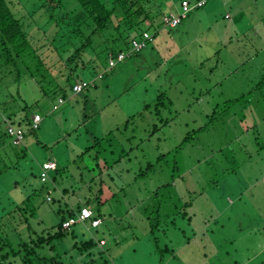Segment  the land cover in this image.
<instances>
[{"label": "rangeland", "instance_id": "1", "mask_svg": "<svg viewBox=\"0 0 264 264\" xmlns=\"http://www.w3.org/2000/svg\"><path fill=\"white\" fill-rule=\"evenodd\" d=\"M9 1L28 11L39 0ZM66 1V11L75 9L80 24L85 19L80 4ZM172 1L152 0L154 13L175 8ZM175 1L181 10L182 0ZM161 18L157 15L156 42L142 57L107 72L96 89L71 93L64 104L62 97L44 99L27 75L18 84L0 81V102L17 111L15 120L42 117L39 130L28 134L21 147L8 137L0 142V167L8 165L0 174V229L5 234L17 230L8 236L16 250L51 231L65 202L74 209L84 205L91 186V196L105 203L102 223L89 232L81 225L73 229L106 241L100 247L110 255L109 264H264V86H259L264 77V0H207L174 29L161 26ZM25 20L38 47L55 49L51 41L60 31L48 25L42 10L34 18L24 14ZM115 27L95 39L103 60L104 49L119 50L128 34L120 35ZM71 44L79 43L70 40L55 53L49 48L52 69L67 66L62 57L74 52ZM86 54L90 62L97 55ZM88 69L79 70L77 80H90L107 66L93 63ZM95 138L103 141L96 144ZM91 146L94 150L82 155ZM50 158L68 171L58 186L63 197L54 194L52 202L53 195L44 190L35 202L36 216L15 212L1 219L7 199L20 203L40 187L41 165ZM106 166L113 173L105 172ZM185 168L184 184L173 186L177 169ZM71 244L59 246L69 249Z\"/></svg>", "mask_w": 264, "mask_h": 264}, {"label": "trees", "instance_id": "2", "mask_svg": "<svg viewBox=\"0 0 264 264\" xmlns=\"http://www.w3.org/2000/svg\"><path fill=\"white\" fill-rule=\"evenodd\" d=\"M77 1L83 9L81 14L85 18L84 20H80L82 21L80 24L77 23V21H79V15L77 21L76 18H74V15L75 17L77 16V14H75V9L69 12L70 14L66 11L65 7L69 5L66 0H39L36 1V4H32V8L28 11L25 10L29 8H20L22 4L19 6L9 0H0V81L3 80L4 83H7L4 79H11L12 83L18 84L22 83L25 75H27L29 77L28 79L35 83L36 89L42 92L44 99L52 100L62 97L61 99L67 100L71 93L74 94L73 87L79 81L77 80L79 77V70L86 72L89 70L88 68L90 67V64L93 63H96L98 66H107L111 55L117 56L121 52H130L132 50V42L142 38L143 34L148 32L154 36V41L149 44L147 48L139 52H132V56L127 60L135 59L140 56L142 57L144 51L151 47L156 41L158 31H160V29H158L159 27H156L155 25V23H157V15L162 16L161 26H164L163 18L165 16L169 15V13L178 14L181 12V10L178 11V8L175 7L169 10L164 9L163 13H154V2H152V0ZM183 1L184 0H182V2ZM172 3L176 6L175 0H173ZM15 6H17L18 9L15 8ZM41 10L48 18V25L50 27H54L56 31L59 29L60 32L57 31L58 33L56 35L61 33L60 39L54 35L51 42L55 43L56 47L55 49H51V47H49L51 51L53 50L54 53L58 52L57 49L59 50L62 47L64 48V46L66 47L70 40L77 41V43H79L78 45L71 44L75 50L67 59L62 57L64 61L67 62V66L60 68L58 71L52 69L51 65L48 63L50 56H48L47 51H49V48L37 46L35 36L28 32L25 25L26 20L23 21L24 14L26 16L31 14L32 18H34ZM120 15L125 16V20L123 22L119 17ZM112 25L114 27L116 25L115 28L119 31L120 35H123V32L128 34L123 41V44L119 46V50L116 48H110V46H107L104 49L103 53L105 54V59L103 60V58L101 59V55H98L96 52L95 47L98 45L95 39L104 35L105 32L112 27ZM42 36H44V34ZM65 51L68 50L66 49ZM86 53H89L90 56L93 53L97 54L96 57L92 59L93 62H90V59L88 61L84 59V57L87 56ZM107 72L111 71H106L104 78L106 77ZM99 74L100 73L90 80L96 79ZM12 83H8L7 86L9 87ZM259 86H264V77ZM84 92L76 95H83ZM17 94L20 95V89ZM0 108H3V110L1 109L0 111V142L3 137L9 138L6 127L7 123L19 127H27V125H29L32 121H30L29 116L26 115L19 123H16L14 117L17 115V111L14 112L9 109L10 105L6 102H0ZM28 108L29 106L25 102L24 109L29 113ZM2 115L4 117L6 116L7 120H4ZM3 126L6 128L2 131ZM36 131L37 130L31 131L28 134H34ZM95 139L96 144L97 142L100 144L103 141V138ZM38 144L41 145L40 142H38ZM93 150L94 147L91 146L87 148L82 155H88ZM97 158L98 157H96V159ZM48 161L50 160H47L46 162ZM5 168H8L7 164L4 168L0 167V174L3 173ZM67 173V169H63L58 166L57 170L52 174L50 180L43 182L39 177L41 181L40 187L34 189L32 194L28 195L22 202L17 203L11 199H7L1 219L13 216L15 212H21L22 216H24L23 213L25 214V212H30L31 215L36 216L38 208L35 202L42 197L41 193L44 190L46 191V195L47 193L53 195L52 202H56L54 194L62 198L61 193L58 194V186L61 179L64 180V175H67ZM92 179L95 180L96 178L94 177ZM92 188L90 186L88 189H91L90 191L93 192ZM98 192L101 195L102 190H98ZM35 194L38 195L36 199L34 198ZM100 198L101 197L98 195L95 198H93V196H89V198H87L84 202V205L78 204L76 209L70 207V205L65 202L64 207L62 206V208H59L56 212L59 217V221L56 225L52 226L50 229L51 231L45 230L42 234H37V239L32 238L29 242H22L19 250H16L12 246L11 241L8 239L10 233H16L17 230L14 229L10 232H6L7 234H5L2 233L0 229V264L111 263L110 260L112 259L110 255L100 247L102 239L100 240L96 238L93 234L87 238L85 233L78 234L74 231L73 228L75 226L81 225L89 232L90 230L87 229L85 224H76L68 230H65L63 227L65 222L77 217L84 207L91 209L94 212L95 218H101V207L105 205V203L102 202ZM58 202L61 203L59 198ZM25 221L28 223L29 219L26 218ZM159 224L160 223H157L156 226L155 224L152 225L153 234H155V227L156 231L159 229ZM0 225H2V223ZM55 229L56 231L54 232ZM154 241L155 244L158 245V237L154 238ZM68 242L72 243L69 249H66L65 247L60 249L59 245H62L63 243L68 245ZM47 246L50 247V250H47ZM167 248L168 249H165V251L171 250L169 247ZM54 253L56 254L54 255ZM161 254H164V250H161ZM170 254H173L172 257L177 258L173 250Z\"/></svg>", "mask_w": 264, "mask_h": 264}, {"label": "built area", "instance_id": "3", "mask_svg": "<svg viewBox=\"0 0 264 264\" xmlns=\"http://www.w3.org/2000/svg\"><path fill=\"white\" fill-rule=\"evenodd\" d=\"M207 4V0H197L196 2H192L190 0H184L181 6V12L178 14L169 13V15L163 18L164 26L168 28H177L181 23L188 18V16L192 13V11L196 8H202ZM154 41V36L148 32L143 34V37L134 40L132 42V50L128 53L121 52L117 56L111 55L108 60L107 71L113 70L116 66L121 63H124L128 58L132 55V52H139L145 48L149 44ZM105 72L98 75L96 79L92 80H83L78 81L73 87L74 94H81L87 89H93L97 85L98 80L104 79ZM60 103H64L63 99L60 100ZM42 122V117L39 114H36L32 117V121L27 127H19L13 124L8 123L7 125V133L11 140V143L14 146H21L24 144L26 136L29 132L34 130H39L40 124ZM58 165L55 161H48L41 165V180L46 182L51 179L52 174L57 170ZM49 200L51 198L49 197ZM102 223L101 218H95L94 212L88 207H84L82 211L77 215V217L72 218L64 223L63 227L65 230L70 229L76 224H85L88 230L100 227ZM101 245L105 244V241L102 240L100 242Z\"/></svg>", "mask_w": 264, "mask_h": 264}, {"label": "crops", "instance_id": "4", "mask_svg": "<svg viewBox=\"0 0 264 264\" xmlns=\"http://www.w3.org/2000/svg\"><path fill=\"white\" fill-rule=\"evenodd\" d=\"M176 7V6H175ZM227 16H229V17H227ZM226 19H232V16L231 15H229V14H227L226 15V17H225ZM156 42V41H155ZM154 45V44H153ZM152 45V46H153ZM160 48H157L155 51H158L157 53H159L160 52ZM174 56L175 55H171V59L174 61ZM163 58H165L164 56H162ZM164 61H168V57H167V59L165 58L164 59ZM119 65H121V64H119ZM118 65V66H119ZM118 66H116L113 70H115ZM113 70H111V71H113ZM168 72V71H167ZM101 73H103V72H101ZM100 73V74H101ZM106 78V77H105ZM104 78V79H105ZM104 79H102V80H104ZM88 80V79H87ZM102 80H99L98 82H100V81H102ZM98 82H97V85H96V87L95 88H93V89H96L97 87H98ZM216 103V102H215ZM172 105H174L173 103H172ZM218 105V104H217ZM216 105V106H217ZM172 109H175V108H173L172 107ZM185 111L187 112V108L185 109ZM100 112H98V114H99ZM176 110H175V116H176ZM36 115V114H35ZM210 115H208V114H206V117H209ZM18 118H16V123H19L22 119H18ZM86 120V119H85ZM196 121V120H195ZM194 121V122H195ZM197 122V121H196ZM10 140V139H9ZM11 141V140H10ZM134 141V140H133ZM25 143V142H24ZM130 143H132V141H130ZM138 143V142H137ZM132 146V145H131ZM21 147V146H20ZM23 147H25V146H23ZM132 150L133 149H131V151H130V153H132ZM144 154V153H143ZM48 160H50V161H55L56 163H57V165L59 166V164H58V162L54 159V158H50V159H48ZM46 162V161H45ZM107 167V170H105V172H107V171H109V172H111V173H113V170L111 169V168H109V166H106ZM176 168H179L177 165H176ZM179 172H178V178H174L173 180H172V184H173V186H178L179 184H184L183 183V180L185 181L186 180V178H187V173H189V170L188 169H182V170H180V169H177ZM120 172H122V170L120 169ZM127 172H129V171H127ZM175 177V176H174ZM97 179V178H96ZM180 179H183L182 181H180ZM67 180V179H66ZM134 181H137V179L136 178H134ZM120 184H123V180L122 179H120V182H119ZM171 185V184H170ZM172 186V187H173ZM90 187V186H89ZM88 187V188H89ZM169 187H171V186H169ZM89 190V193L91 194V195H93V192H91L90 190L91 189H88ZM172 190V194L175 196V197H177L178 199H180V195L179 196H177V194H179L178 192H177V188H173V189H171ZM63 193H65L64 191H63ZM78 195H79V193H77ZM90 195V196H91ZM63 197V196H62ZM94 198V197H93ZM182 199V198H181ZM87 199L84 197V199H83V202H85ZM211 201H213V200H211ZM68 204L70 205V203H69V201H68ZM77 204V203H76ZM70 207H71V205H70ZM114 213H113V211H112V213H110V217H111V219L112 218H114ZM102 241V240H101ZM105 244H106V241H105Z\"/></svg>", "mask_w": 264, "mask_h": 264}]
</instances>
